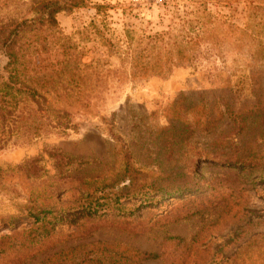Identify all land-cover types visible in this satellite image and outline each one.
<instances>
[{"label":"rangeland","instance_id":"rangeland-1","mask_svg":"<svg viewBox=\"0 0 264 264\" xmlns=\"http://www.w3.org/2000/svg\"><path fill=\"white\" fill-rule=\"evenodd\" d=\"M187 1L91 3L111 6L105 24L120 37L123 27L167 29ZM14 3L22 15L28 0H0V16ZM92 13L87 6L55 17L69 34ZM86 50L85 60L103 48L89 42ZM243 62L226 52L194 69L125 82L71 129L0 149V264H46L70 246L104 245L158 255L140 264H264V77L247 85ZM3 63L0 51V71ZM125 157L142 186L154 181L155 189L141 188L144 198L121 199L122 208L98 220L85 216L80 196L116 178ZM42 207L52 210L48 237L31 217ZM76 228L89 233L79 238Z\"/></svg>","mask_w":264,"mask_h":264},{"label":"trees","instance_id":"trees-1","mask_svg":"<svg viewBox=\"0 0 264 264\" xmlns=\"http://www.w3.org/2000/svg\"><path fill=\"white\" fill-rule=\"evenodd\" d=\"M87 6L93 9L88 23L63 33L56 14ZM109 8L107 3L91 0H28L25 10L18 11L22 15L17 14L15 3L7 12L1 10L0 149L16 140L71 129L74 118L95 115L106 96L125 82L164 77L179 67L194 69L201 60L224 59L226 52L244 61L247 73L242 81H249L247 85L264 77V0H189L174 8L167 29L123 27L120 37L105 24ZM89 42L103 48L101 57L84 59ZM227 161L231 160L222 162ZM142 175L125 157L118 176L89 187L80 196L78 208L98 220L107 211L122 208L121 199L144 198L141 188L155 189L156 182L142 186ZM64 211L52 216L54 220L61 219ZM51 213L42 207L31 214L40 223L36 233L45 232L41 236L53 233V225L45 221ZM72 233L80 238L89 232L76 228ZM157 257L130 250L118 253L105 245L70 246L53 253L46 264L51 259L53 264H140Z\"/></svg>","mask_w":264,"mask_h":264}]
</instances>
